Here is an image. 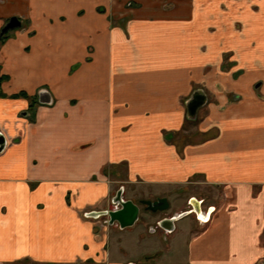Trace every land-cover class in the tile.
I'll return each instance as SVG.
<instances>
[{
  "label": "crops",
  "instance_id": "crops-1",
  "mask_svg": "<svg viewBox=\"0 0 264 264\" xmlns=\"http://www.w3.org/2000/svg\"><path fill=\"white\" fill-rule=\"evenodd\" d=\"M12 16L0 264H264V0H0V33ZM120 189L171 209L89 216ZM158 223L175 255L136 252Z\"/></svg>",
  "mask_w": 264,
  "mask_h": 264
},
{
  "label": "water",
  "instance_id": "water-1",
  "mask_svg": "<svg viewBox=\"0 0 264 264\" xmlns=\"http://www.w3.org/2000/svg\"><path fill=\"white\" fill-rule=\"evenodd\" d=\"M21 25H22V20L18 16H12L5 25V27L3 28L2 34L10 29L18 28ZM40 99L41 101H44L42 96ZM195 101H200V102L194 105L196 103ZM201 103L202 101L198 100L197 98L189 102L188 108H189V113H191L192 115L191 117L196 118L197 109ZM5 148H6V138L4 135L0 134V153ZM114 202L118 203L120 207L106 211L93 212L90 215L92 216L108 215L109 223L110 224L118 223L121 228H126L134 225L139 219L140 206L134 200L124 198L122 195V190L118 191L117 197L114 199ZM142 202L147 204V209L152 212L164 211L170 207V202L167 197H160L157 198L156 200L144 199L142 200ZM176 219L177 218L174 217L173 219L165 220V222L168 221L171 225H174V221ZM162 225H164V223H162Z\"/></svg>",
  "mask_w": 264,
  "mask_h": 264
},
{
  "label": "rangeland",
  "instance_id": "rangeland-1",
  "mask_svg": "<svg viewBox=\"0 0 264 264\" xmlns=\"http://www.w3.org/2000/svg\"><path fill=\"white\" fill-rule=\"evenodd\" d=\"M255 23L257 25V31L260 34L264 33V22L256 21ZM234 25H235V27L239 28V26L237 24H234ZM234 25H233V27H234ZM0 43H1V40H0ZM260 53H262V52H260ZM263 57H264V55H262V54L259 56V64H258V68L256 69V71L259 73V76L261 77V79L258 80L254 84V88L258 89L259 92L264 87V83H263L264 82V58ZM107 170H108V168L105 167V168H103L102 172H107ZM170 209H171V207H170ZM184 217H186V216H184ZM184 217H182V218H184ZM180 221H182V219ZM180 221H178V223ZM184 221L185 220L180 222L178 225H180ZM143 228L144 229H143V233H142V238H146V239L139 246L140 249H138V247H137L136 252H140L142 249L146 250V248L149 244H152V246H154L156 243L155 248L158 249V253L161 257H164L166 255H171V256L175 255V254H173V251H175V250H173V247L175 246V244L172 242L173 237L171 235H169V234L164 235L163 231L159 227H158V229H155L151 225H145ZM186 239H187V235L185 234L182 241H181V244H182L181 251L184 250V245H185L184 242H186L185 241ZM178 249L179 248H177L176 251H180ZM138 257L140 258L141 256H138ZM142 258L143 257H141L140 260H137V262H141L143 260ZM10 264H36V263L29 261V260H25L23 262H16V263H10Z\"/></svg>",
  "mask_w": 264,
  "mask_h": 264
},
{
  "label": "flooded vegetation",
  "instance_id": "flooded-vegetation-1",
  "mask_svg": "<svg viewBox=\"0 0 264 264\" xmlns=\"http://www.w3.org/2000/svg\"><path fill=\"white\" fill-rule=\"evenodd\" d=\"M1 40V39H0ZM196 103L194 104V105H196L197 103H199L200 101H195ZM144 198H138L137 200H136V202L139 204V206H140V208H141V213H140V217H139V220H141V219H143V216H142V213H151V211H149L148 209H147V204H145V203H143L142 202V200H143ZM158 212H161V211H158ZM151 214H153V213H151ZM159 227H160V225H159Z\"/></svg>",
  "mask_w": 264,
  "mask_h": 264
},
{
  "label": "trees",
  "instance_id": "trees-1",
  "mask_svg": "<svg viewBox=\"0 0 264 264\" xmlns=\"http://www.w3.org/2000/svg\"><path fill=\"white\" fill-rule=\"evenodd\" d=\"M19 95H23V96H26V97H29L27 94H23V93H20Z\"/></svg>",
  "mask_w": 264,
  "mask_h": 264
}]
</instances>
